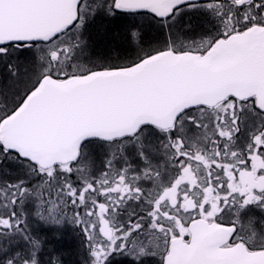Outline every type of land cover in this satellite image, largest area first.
Listing matches in <instances>:
<instances>
[{"label":"snow or ice","instance_id":"6c2138e0","mask_svg":"<svg viewBox=\"0 0 264 264\" xmlns=\"http://www.w3.org/2000/svg\"><path fill=\"white\" fill-rule=\"evenodd\" d=\"M0 264H264V0H0Z\"/></svg>","mask_w":264,"mask_h":264},{"label":"trees","instance_id":"16d2710c","mask_svg":"<svg viewBox=\"0 0 264 264\" xmlns=\"http://www.w3.org/2000/svg\"><path fill=\"white\" fill-rule=\"evenodd\" d=\"M72 259H76V257H75V256H73V257H72Z\"/></svg>","mask_w":264,"mask_h":264}]
</instances>
